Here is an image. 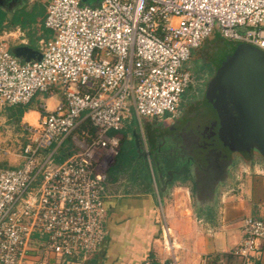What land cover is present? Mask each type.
<instances>
[{
    "label": "built area",
    "instance_id": "1",
    "mask_svg": "<svg viewBox=\"0 0 264 264\" xmlns=\"http://www.w3.org/2000/svg\"><path fill=\"white\" fill-rule=\"evenodd\" d=\"M45 26L53 35L42 41L39 60L14 54L13 32L0 37V117L38 92L64 95L39 124L24 125L22 164L0 169L1 264H22L35 232L63 260L102 249L106 181L125 120L132 112L176 117L191 85L187 63L216 29L264 51V0H50ZM87 119L94 133L83 129ZM70 137L77 150L57 161L50 147ZM243 232L234 254L240 264H262L264 219L246 217Z\"/></svg>",
    "mask_w": 264,
    "mask_h": 264
},
{
    "label": "crops",
    "instance_id": "2",
    "mask_svg": "<svg viewBox=\"0 0 264 264\" xmlns=\"http://www.w3.org/2000/svg\"><path fill=\"white\" fill-rule=\"evenodd\" d=\"M15 1L13 4L10 0H2L0 4V11L4 15L2 26L0 23V37L5 32H13L15 37L11 40L12 51L18 46H29L41 52L42 41L53 35L45 26L47 4L50 0ZM34 98L28 104L7 106L1 112L2 165L15 160L18 163L12 167L22 164L21 154L15 152V141H19V136L26 137L24 144L19 145V149L21 148L23 152L28 142L24 125L39 124L43 114L55 109L64 100V95L58 88L52 94L45 93V97H37L39 102L33 101ZM136 118L137 116L132 112L131 117L125 120V130L118 134L121 139L129 143L130 147L135 145L137 151L135 163L140 161L146 167L148 182L142 181L139 175L133 170H128L127 166L122 167L121 171L112 173L113 163L106 181L107 236L102 249L87 258L75 257L72 260H63L49 251L48 261L41 256L40 263L142 264L145 259H149L154 264H159L164 260L176 259L178 264H240V259L234 254V250L244 236V219L248 216L264 219V161L260 160L256 153L249 155L254 160L252 162L250 160L246 165L247 168L240 161L239 168L236 169L238 171H234L232 175L235 182L224 179L227 185L225 191L231 189L234 193L225 192V196L213 204L212 195L201 198L194 194L193 176H174L172 179L167 176L168 180L161 186L157 183L153 172L151 177V168H148L151 166L150 158L153 157L155 163L158 154L155 150L151 152L143 148L140 133L145 130L142 128V120ZM147 120L149 118L146 119L147 135L149 130L160 135L159 137L165 135L160 127L151 123L153 121ZM164 120V118L160 119L170 124ZM157 140V143L162 144L160 138ZM66 143H68L67 139L62 143L54 142L52 145L51 149L56 150L57 161L65 160L73 152ZM46 152L47 149L43 151ZM158 177L160 178L159 175ZM243 177L245 178L241 181ZM224 186L220 184L218 188L223 190ZM214 191L213 189L212 192ZM192 199L199 200L196 213L189 204ZM44 249L47 250L46 247ZM256 259L264 264V240L260 242Z\"/></svg>",
    "mask_w": 264,
    "mask_h": 264
},
{
    "label": "water",
    "instance_id": "3",
    "mask_svg": "<svg viewBox=\"0 0 264 264\" xmlns=\"http://www.w3.org/2000/svg\"><path fill=\"white\" fill-rule=\"evenodd\" d=\"M13 52L25 61L42 57L29 46L15 47ZM207 99L213 101L221 147L233 153L257 151L264 157V51L236 43L210 80Z\"/></svg>",
    "mask_w": 264,
    "mask_h": 264
},
{
    "label": "flooded vegetation",
    "instance_id": "4",
    "mask_svg": "<svg viewBox=\"0 0 264 264\" xmlns=\"http://www.w3.org/2000/svg\"><path fill=\"white\" fill-rule=\"evenodd\" d=\"M231 46L225 42L220 43L215 55L209 60L195 59L193 63L189 64V61L187 64L191 74V85L184 94V97L188 91L201 87L204 91V98L202 106L196 108L195 115L197 117L195 116V119H182L177 135L182 137L184 142H187L189 150L193 151L192 154L186 152L185 149V152H183L184 155L187 154L185 162L190 167V176H193L195 180L194 194L201 198L205 195L214 194L212 190H215V187L225 179L228 169L233 163V152L222 148L215 135L217 116L213 107V101L207 99L209 82L223 60L219 59V55L229 51ZM196 119L197 123H195ZM186 164H183L178 170H168L167 173L170 175V178L172 179L177 174H183ZM158 175L161 177L160 173Z\"/></svg>",
    "mask_w": 264,
    "mask_h": 264
},
{
    "label": "rangeland",
    "instance_id": "5",
    "mask_svg": "<svg viewBox=\"0 0 264 264\" xmlns=\"http://www.w3.org/2000/svg\"><path fill=\"white\" fill-rule=\"evenodd\" d=\"M11 3L15 4V0H10ZM96 2L97 0H86V3H88L89 5H96ZM39 6V5H38ZM15 37V36H14ZM11 40H12V36H10V43H11ZM228 43L230 45H232L229 49V51L219 55L220 58L219 59H225V57L229 54H231L233 52V46L234 44L238 43L234 40H230V39H227V38H223L220 36V32H219V29H216L205 41L204 43L196 50L194 51L191 59H190V62L189 64H191V62L193 63V61L195 59H210L212 58L216 51H217V48L218 46L220 45V43ZM222 60V61H223ZM188 64V63H187ZM189 68V67H188ZM201 88V87H200ZM194 89L192 91H188L187 95L184 97V100L181 104V107H180V113L176 116V117H171L170 115H167L166 118H164L165 120L164 121H167L169 122L170 124H166L164 123L163 121H160L159 119H152V118H149V120L147 121H153L151 123L155 124V126H158L160 127L159 129H161L162 131H164L165 135L163 137H160V141L162 143V145L164 144H167V143H172V142H175V144L179 145L180 148L182 149V153L184 155V152H188L190 154L193 153L192 150H189V147L187 145V142L185 143L184 140L182 139V137L178 136L177 133L179 132V129H180V126H181V122H182V119L184 118H188V119H195V113H196V108L197 107H201L202 106V103H203V98H204V91H203V88L201 89ZM39 96H44L45 97V93L43 92H38L36 97L34 98L33 101H36V102H39ZM38 97V98H37ZM38 100H37V99ZM197 117V116H196ZM138 118V117H137ZM136 118V119H137ZM146 119L148 118H141L140 120H142V128L145 130L143 133H140V125H139V130L138 132L141 134V137H142V143H143V148L146 149V150H150V144L148 143V135H147V125H146ZM136 123H138V120H136ZM160 123H164V124H160ZM195 123H197V119L195 120ZM172 126V128H171ZM84 130L88 131L90 134V130L86 127H83ZM163 133V134H164ZM19 141H15V148H16V153L17 154H21L22 156V159L23 158V152H21V148L19 149V145H23L26 137L25 136H19ZM166 139V140H165ZM67 142L66 144H68V146H70L69 148H72L71 151H76V147H75V144L73 143L71 137L67 139ZM184 142V143H183ZM121 143V142H120ZM178 147V146H177ZM51 148V147H50ZM49 148V149H50ZM175 147H171V149L168 148V150H166V152L169 154V152H174L175 153ZM179 148V149H180ZM185 149V151H184ZM67 151H69L70 149H66ZM155 150H157L155 148ZM184 151V152H183ZM130 150H129V146H128V143H125V145L123 146V150H122V154L120 156V162L125 164L126 162H128V156L130 155ZM253 153H256L258 158L260 160H263L264 161V157L258 153L257 151H254ZM174 156V155H173ZM186 155H184V157H186ZM239 157V158H238ZM17 158V156H16ZM232 158H233V163L231 164L230 168L228 169V173L225 177V181L228 180V181H231V182H235L232 178V175H234L235 172H237L238 170H236L237 168H239V163L240 161L244 164V166H246L247 164L250 163V160L252 162V158H250V156H247L241 152H234L232 153ZM16 161V160H15ZM12 161V162H6L7 164L5 165H2L1 163L3 162L2 160H0V169L1 168H6V167H9V166H14V165H17V161ZM153 157L150 158V162H151V166H149L148 168H151V177H152V172L154 174V177L156 178L157 180V183L161 186L163 183H165L167 180H168V177L167 176H164V177H158V172L157 170L155 169V166H154V163H153ZM235 162V163H234ZM114 163V162H113ZM247 168V166H246ZM192 171V170H191ZM235 171V172H234ZM137 174H140L139 173V169L137 168ZM191 175H192V172H191ZM245 177H243L241 179V181L244 179ZM152 179V178H151ZM182 180V179H181ZM180 181V180H179ZM194 181V180H193ZM192 183V181H190ZM230 182V183H231ZM221 184V186H224L225 183H224V180L222 182H220L218 184V186ZM191 185V184H190ZM217 187H215V191H214V194L211 196L212 197V203L213 204H216L222 196H225V192H228V193H234V191H232L231 189H228L225 191V188H227V185H225L222 189H219ZM159 189H161V187H159ZM220 192V193H219ZM224 193V194H223ZM198 199H196L194 201V199H192L189 204L191 206V208L195 211L194 213H196V208H197V203H198ZM159 209H160V213L161 215H163L162 213V209L161 207L159 206ZM48 253H49V250H45V249H42V248H37V247H34L32 245V249L30 250V253H29V257L22 263V264H41L40 263V258L41 257L42 259L48 261ZM1 264V263H0Z\"/></svg>",
    "mask_w": 264,
    "mask_h": 264
},
{
    "label": "trees",
    "instance_id": "6",
    "mask_svg": "<svg viewBox=\"0 0 264 264\" xmlns=\"http://www.w3.org/2000/svg\"><path fill=\"white\" fill-rule=\"evenodd\" d=\"M4 20V15L2 14V12L0 11V23L2 26V22ZM236 47V44H234L233 46V51ZM218 65V64H217ZM184 97V96H183ZM182 104V102H181ZM180 104V106H181ZM83 127H86L90 130L91 133L95 132V128L91 125L89 119L85 120L83 123ZM150 127H148L149 130ZM114 133V132H112ZM160 135L154 134L152 130L148 131V138H149V144H150V151L153 152L155 150V148L157 150H155L158 154L157 158H156V162L154 163L155 169L157 170L158 173L161 174V176H170L167 171L170 169H180V167L183 164H186L187 162H185V157L182 153V149L180 148L179 145L175 144V142H170L167 144H160L157 143V139L160 138ZM166 140V139H165ZM120 151L118 153V155L116 156V160L114 162V165L111 168V172L115 173L118 172L119 170H122V167L127 166L128 170L130 171H134L135 173L137 172V168L139 169V177L142 179V181L144 182H148L149 178H148V174L146 172V167L143 165V163H141L140 161L136 162V158H137V151H136V147L133 144L132 147H130L129 143L125 140V139H121L120 141ZM125 143H128L129 146V150H130V155L128 156V162H126L125 164L120 162V156L122 154V150H123V146L125 145ZM175 147V153L174 152H169L170 155H168V153L166 152V150L171 149V147ZM178 146V147H177ZM180 148V149H179ZM72 153V152H71ZM245 155L249 156L251 153H244ZM174 155V156H173ZM6 168H14L12 166L6 167ZM137 174V173H136ZM190 176V167L188 164H186V168L184 169L183 174H177L175 175V177H179V176ZM141 181V182H142ZM44 241V242H43ZM31 245H33L34 247L37 248H42L44 249L46 247L45 245V237H41L40 234L38 232H35L32 236V241H31ZM75 259V257H70V260Z\"/></svg>",
    "mask_w": 264,
    "mask_h": 264
}]
</instances>
